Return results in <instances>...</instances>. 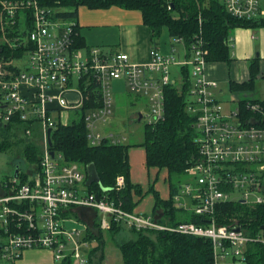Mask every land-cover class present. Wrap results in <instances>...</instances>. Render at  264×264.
I'll list each match as a JSON object with an SVG mask.
<instances>
[{"label":"built area","instance_id":"1","mask_svg":"<svg viewBox=\"0 0 264 264\" xmlns=\"http://www.w3.org/2000/svg\"><path fill=\"white\" fill-rule=\"evenodd\" d=\"M220 1L235 17L264 18L263 0ZM0 4L2 38L11 48L26 47L18 59L0 52V121L20 118L28 124L24 132L29 137L39 126L43 142L39 166L31 178L21 183L15 176L12 191L0 195V227L5 236L0 252L8 264H18L29 248H48L61 260L67 256L70 244L72 255L84 262L82 249L91 245L84 228L65 225L64 212L72 206L97 209L101 213L100 227L105 230L118 223L136 230H168L206 237L212 241V264H249V244L264 243V236L252 234L238 221L221 223L218 207L233 200V193L243 203H264V110L260 103L248 101L255 115L243 118L238 104L227 108L219 99V82L206 72L209 49L202 29L188 42L182 36H171L169 53L153 46L150 59L139 63L125 51L110 53L99 46L87 50L77 47V22L57 17L56 9L43 7L37 0H0ZM173 4L174 0H168L169 8ZM23 11L31 12L32 27L24 38L9 37L7 29L17 24ZM199 22L202 27L201 17ZM227 43L234 46L232 34ZM173 65L189 68L191 84L186 108L197 118L199 147L198 158L188 167L191 178L180 183L173 200L178 208L204 217V224L160 223L149 214L125 209L106 191L102 195L89 192L85 167L66 161L62 152L51 149L53 129L59 122L64 124L52 112L83 104L78 82L85 75L92 73L102 97V105L86 114L90 144L98 145L105 139L120 144L127 141L126 136L103 133L98 126L114 112L112 81L125 78L134 93L147 98L148 123L155 125L165 118L166 86L178 83L172 76ZM71 91L80 97L70 100L67 93ZM122 181L119 176L118 182Z\"/></svg>","mask_w":264,"mask_h":264},{"label":"trees","instance_id":"2","mask_svg":"<svg viewBox=\"0 0 264 264\" xmlns=\"http://www.w3.org/2000/svg\"><path fill=\"white\" fill-rule=\"evenodd\" d=\"M37 1L43 7L56 9L57 17L75 21L81 6L91 9L117 6L130 11H139L142 22L150 29L155 46H157L156 39L164 28L168 29L170 36H182L187 42L191 41L201 28L209 49L208 63H230L233 60V47L227 43V39L235 28L264 27V18L254 20L235 17L226 10L220 0H174L172 8H169L168 0ZM1 9L0 4V13ZM200 17L202 18V27L199 22ZM32 25L31 12L23 11L19 14L17 24L7 29V34L9 37L22 36L24 38ZM77 26L76 24V46L88 47L78 33ZM2 37L3 32L0 25V38ZM0 52L7 58L18 59L26 52V47L11 48L8 42L1 41ZM250 72L251 78L248 80L241 82L232 80L230 82L231 90L234 93L249 91L256 86L255 77L259 72L258 60L252 62ZM181 74L178 83L165 88V118L155 125L147 123L144 139L140 143V146L146 150L147 167L156 168L158 173L167 172L171 197L163 198L160 191L156 189L155 183L146 189L141 184L132 181L129 158L130 144H114L108 139L98 145L90 144L87 137L86 114L102 105L101 90L92 73L85 75L78 82L84 95L83 104L76 110V118L67 124L59 122L53 129L51 149L62 152L66 161L81 163L85 168L90 163L96 165L101 184L92 182L87 185L89 192L102 195L106 191L110 198L121 203L129 211H134L144 195L151 192L155 197L154 212L163 209L162 213L158 214L159 216H155L160 223L177 225L182 221H192L204 224V217L183 211L176 206L173 200V196L182 182V180L176 182L175 176L185 174L187 167L194 163L199 156V147L196 142L197 118L186 108L191 84L189 68L181 67ZM248 101L260 103L264 110V99H240L235 102V105L240 106V114L243 118L255 115L248 108ZM136 120H139V116ZM27 125L20 118H14L7 123L0 121V152H7L18 142H24L25 156L33 159L38 168L40 150L37 144L30 140L32 138L29 136L21 135V130H25ZM17 166H19V173L16 177L21 183L27 182L29 173L23 167L22 162L18 161ZM122 175L126 179V186L119 189L117 179ZM14 177L15 175L12 178L7 177L2 182L3 195L12 191L11 184ZM104 187L109 189L105 190ZM93 209L98 212L97 209ZM218 214L221 223L229 224L238 221L247 226L252 234L264 236V203L247 204L239 200H231L219 205ZM99 225V216H96L94 228L90 229L87 234V238H96L99 242L90 254L91 264H103L104 231ZM122 226V224L114 223L111 231L117 233ZM132 230L136 235L133 239L117 240L124 264H212L213 262V246L209 238L168 230ZM0 234H4L1 227ZM247 255L249 264H264V243L251 242ZM73 261L71 256H66L62 260V264H73Z\"/></svg>","mask_w":264,"mask_h":264},{"label":"crops","instance_id":"3","mask_svg":"<svg viewBox=\"0 0 264 264\" xmlns=\"http://www.w3.org/2000/svg\"><path fill=\"white\" fill-rule=\"evenodd\" d=\"M262 6H264V0L262 1ZM82 7L86 6H81L79 8L78 17L76 18L78 25L77 31L88 46L80 47L82 50L90 49L91 47H94V45L97 44H99L97 46L108 45V52L112 53L117 51H125L131 56V59L135 62L144 63L150 59V50L153 46H155L150 29L143 22H138L139 19L135 17L132 11L117 6L97 9H91L86 7L88 8V10H82ZM233 31V61L235 62V64H233L232 67L229 68L228 64L224 62H210L208 63L206 70L207 75L210 78L216 79L219 82L218 97L222 100V102L226 105L227 108H231L235 105L236 101H234L233 97H238L239 99H264V27L259 28V34L253 33L251 30L244 27H237ZM255 39L260 40L256 42L257 40L255 41ZM93 40L101 41V44L98 42L95 43V41ZM109 41H112V44H110ZM157 46H159V42H157ZM258 50L259 52L256 54V51ZM255 60L259 61V73H261V77L258 78L256 86L250 89L249 91H241L239 93H234L231 90L230 82L232 80L238 82L248 80V77L250 75L249 64L251 63V61ZM121 81L123 82V84H127V87L130 92L134 94L137 98L144 97L148 105L147 98L143 95L134 93L129 88L128 82L125 78L113 80L112 89L113 84ZM225 81L229 82V95H226L225 93L226 88L223 86V83H225ZM67 96L70 100L80 97V95L78 93H75V91L68 92ZM224 99L228 100L225 101ZM77 109L78 108L68 109L64 112L60 111L59 109H56L52 112V116L55 119L64 122V124L65 122L67 124L71 121L69 120V117L72 116V113H75ZM105 133L126 136L121 130L114 131L110 129ZM36 137H40V135H38V131H36L35 135L33 136V139L30 140L33 141ZM144 154L145 155L143 160L141 151H134L129 149L132 181L134 183L141 184L146 189L152 183H155L156 189L160 191L161 196L163 198L167 199L171 197V190L170 186L168 185L169 183L167 179V172L164 173V176L161 180L159 179V175L157 173V179L151 182L152 179L150 177V168H148L146 165V150ZM85 170L88 178L87 167L85 168ZM31 174L32 173H29V179L32 176ZM161 183H163V185ZM1 187L2 189L0 191V195H3V184H1ZM154 205V194L151 192L147 193L141 199L134 212L149 214L153 217L159 216L158 214L162 213L163 209H159V211L157 210L156 213L154 212ZM187 212H190V210ZM96 216H99L100 220L101 213L99 211L96 212L93 208L72 206L64 212L65 225L67 227H73L74 225L70 226L67 224L79 222L78 224L83 225L81 228H84L85 234L87 236L88 231L94 228L93 224ZM124 228L131 229L123 225L117 231V233H115L112 232L111 229L105 230L101 228L104 231V237L102 240L103 264H114L117 262L119 263L120 260H123L122 253L116 250L115 245L113 243H115L114 241L117 240H130L134 238L130 237L129 235H131V233H127ZM118 235L122 236L124 239H121L120 237H118ZM0 236L4 237L2 240L0 239L1 247V244L5 240V236L1 234ZM127 236L129 238H127ZM88 239L90 240L91 245L88 248L82 249V255L86 257V260L84 262L76 259L72 255V244L68 245L67 256H71V258L74 260L73 264H91L90 254L93 248H95L99 242L96 238L88 237ZM107 242L110 244V246H108V253H106ZM63 259L57 260L54 256V253L48 248H29L24 251V254L22 258L18 261V264H62Z\"/></svg>","mask_w":264,"mask_h":264},{"label":"rangeland","instance_id":"4","mask_svg":"<svg viewBox=\"0 0 264 264\" xmlns=\"http://www.w3.org/2000/svg\"><path fill=\"white\" fill-rule=\"evenodd\" d=\"M82 8H83L82 10H88V8H86V7H82ZM132 12L135 15V17H137V19H139L138 22L142 23L140 12L139 11H132ZM248 29L251 30L253 33L259 34V28L252 27V28H248ZM231 34H233V36H234V31H232ZM156 40H157V42H159V46L164 53L170 52L171 36H170L167 28L163 29L161 35L159 37H157ZM259 40L255 39L256 42H258ZM1 41H4V38H0V42ZM93 41H95V43L98 42L101 44V41H98V40H93ZM109 43L112 44V41H109ZM97 45H99V44H97ZM97 45H94V46H97ZM99 47L102 48L104 51H107V49L109 48L108 45H100ZM258 52H259V50L256 51V54ZM252 62L253 61H251V63L249 64V67H251ZM224 63H227V62H224ZM227 64H228L229 68H231L232 65L235 64V62L232 60L230 63H227ZM172 76L178 80L180 79V77H181L180 66H177V65L172 66ZM259 77H261V73L258 72L256 74V77H255L256 82H257ZM248 78H251V72H250V75ZM75 86H77L76 80H75ZM223 86L226 88V92H225L226 95H229V82L225 81V83H223ZM227 97H229V96H227ZM234 98H238V97H234ZM224 100L226 101L228 99H224ZM113 110H114V112L108 121L99 122V124H98L99 129L103 133L109 131L110 129L114 130V131L115 130H121L127 137V141L125 143H128L131 145L130 150L141 151L142 152V158L144 160L145 148L140 146V143H142V141L144 139L145 125L148 123L147 114L149 113V108H148L146 99L144 97H138L137 98L134 94H132L130 92V90L127 87V84H125V83L123 84L122 81L116 82L115 84H113ZM139 112L143 113V118L141 121L136 120ZM76 117L77 116L75 115V113H72V116L69 117V120H73V118H76ZM39 128L40 127L38 126V132H39ZM19 134H20V131H19ZM21 135L27 136L26 133H24V130L23 131L21 130ZM17 136H19V135H17ZM40 137L34 138L33 142H35L37 144V146L40 150V158H41L43 142H42V139ZM32 139H33V137H32ZM24 150H25V143L24 142H18L9 151L0 152V191L2 189L1 184L4 181V179L7 177L12 178L15 175V171L17 168V162L18 161L22 162V164L24 165L23 167L25 168V170L28 173H33L35 171V169H37V164L35 162H33V159H29L27 156H25ZM38 165H39V163H38ZM149 170L151 172V174H150V177L152 179L151 182H153L156 178V174L158 173V171L156 168H150ZM164 173H165V171H161L160 173H158L160 180L163 178ZM121 177H123V181L121 182V184L118 182V179H117V186L119 189L126 186L125 177L123 175ZM190 178L191 177L188 173V167H187L185 174L183 173L182 175H176L174 180L176 182L181 181V180H182V182H184ZM168 183H169L168 185L170 186V182H168ZM161 184L163 185V183H161ZM231 197H233V200H235V201L238 200V198L236 196H234V193L231 194ZM88 207H91V206H88ZM78 223L79 222H73V223L67 224V225H70V226L74 225L78 228L83 226L82 224H78ZM232 223L233 222H230L229 224H232ZM124 230L127 233H131V235H129L130 237L136 236L135 233L131 229L124 228ZM118 237H120L121 239H124L120 235H118ZM3 238L4 237L0 236L1 240ZM127 238H129V237L127 236ZM114 242L115 243H113V244L115 245L116 250L122 253V251L120 250V248L117 245V241H114ZM108 246H110V244L107 242L106 253L109 252ZM0 264H8V261L2 257L1 252H0ZM114 264H124V261L120 260L119 263L117 262Z\"/></svg>","mask_w":264,"mask_h":264},{"label":"water","instance_id":"5","mask_svg":"<svg viewBox=\"0 0 264 264\" xmlns=\"http://www.w3.org/2000/svg\"><path fill=\"white\" fill-rule=\"evenodd\" d=\"M138 116H139V120H142L143 113L139 112ZM51 131H52V129L50 128L49 133H51ZM51 153L54 154V151H52ZM87 170H88V178H87L86 184L90 185L92 182H99L101 184V179H100V176L98 174V170H97L96 165L94 163H90L87 166ZM18 173H19V166H17V168H16L15 176H18ZM104 189L108 190L109 188L104 187Z\"/></svg>","mask_w":264,"mask_h":264}]
</instances>
